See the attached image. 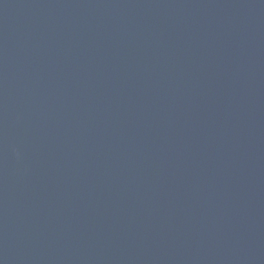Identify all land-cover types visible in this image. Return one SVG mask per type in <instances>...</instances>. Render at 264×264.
I'll list each match as a JSON object with an SVG mask.
<instances>
[{"label": "water", "instance_id": "obj_1", "mask_svg": "<svg viewBox=\"0 0 264 264\" xmlns=\"http://www.w3.org/2000/svg\"><path fill=\"white\" fill-rule=\"evenodd\" d=\"M0 264H264V0H0Z\"/></svg>", "mask_w": 264, "mask_h": 264}]
</instances>
